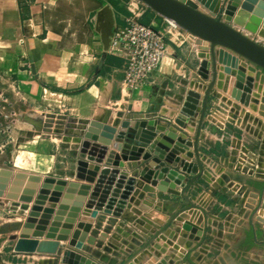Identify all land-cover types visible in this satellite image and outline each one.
<instances>
[{"label": "crops", "instance_id": "crops-1", "mask_svg": "<svg viewBox=\"0 0 264 264\" xmlns=\"http://www.w3.org/2000/svg\"><path fill=\"white\" fill-rule=\"evenodd\" d=\"M112 1L29 0V11L23 12L20 0H0V80L3 81H0V94L4 97L0 101L9 103L13 117L19 115V121H12L13 126L20 129L34 126L32 118L38 115L43 116V123L48 116L54 117L52 120L55 122L63 123L64 112L68 110L77 115L74 121L100 120L103 110L108 108H113L120 115L109 120L110 125L115 120L120 123L127 121L130 128H136L140 121L153 119L166 125L179 116V98L189 89L203 94L205 83L201 81V85H193L202 56L192 51L186 40L187 34L181 30L169 31L164 63L151 75L145 87L130 89L124 82L123 62L107 58L99 77L84 89L91 81L103 53L101 37L95 29V15L104 6L110 5L117 17L118 28L124 26V19L130 14L129 4L131 8L138 6L136 0ZM146 15L158 29L166 28L164 19L151 10L146 9ZM225 78L219 79L221 86H216L215 96L211 95L200 134L202 177L188 193L198 208L179 214L168 229L128 264H264V236H257L261 229L256 224L258 217L253 215L262 193L247 184L244 189L251 192L250 196L248 199L241 196V200L237 201V192L227 188L228 181L225 179L229 177L232 181L236 176L231 168L234 160L241 158L248 149L255 150L256 143L264 140V119L256 123L241 114L242 110H246L239 102L241 92L234 88L233 80L228 82ZM252 97L264 100L263 74L255 83ZM226 100L233 105H228L224 102ZM196 122L197 119L191 121L189 127L181 131L174 146V152L180 158L176 169L187 176L200 172L194 153ZM62 128L63 125L61 136L64 135ZM91 144L98 150L104 148L98 143ZM134 145L129 146V157L122 160L123 168L110 167L107 162L110 150H107L102 155L96 151L93 159L88 161L84 179L77 178V174L85 175V172L76 170L70 179L75 187L77 184L75 193L61 198L63 202L67 200L65 197H69L71 202L62 204L65 210L57 205L56 229L43 231V240L51 233L55 240L60 241L58 255L15 254L14 263L65 264L63 256L69 244L74 243L73 248L77 249L78 245L89 248L88 252L84 249L80 251L92 258L83 255L80 259L83 264H123L144 246L148 238L160 232L171 217L186 205L181 197L182 189L161 175L156 187L147 185L150 193L143 200L139 201L138 196L132 194L123 201L126 187L118 192L117 185L135 180L137 186L140 174L158 164L155 159L146 161V157L153 155L150 149L140 153V148L134 150ZM87 156L91 158L89 154ZM57 167L55 162L56 172L59 170ZM96 168H99L97 174ZM107 170L108 175L103 177L102 172ZM112 172L120 174L113 182ZM124 174L125 178L122 177ZM90 179L93 181H88ZM100 183L103 189L109 188L105 208H110L112 200H115V206H111L112 213L105 215L103 220H93L94 224L85 222L86 207ZM231 183L241 185L235 180ZM83 187L87 188L85 194L82 193ZM75 208L69 218L68 214ZM92 212L94 210L90 209L89 215ZM100 216H104L102 212H99ZM69 223H72L71 229L67 230L65 227ZM83 224L86 227L91 225L90 229L81 227ZM98 225L100 229L96 230ZM90 230L97 233L93 246L87 244ZM249 233L255 244L251 249L244 246Z\"/></svg>", "mask_w": 264, "mask_h": 264}, {"label": "water", "instance_id": "water-1", "mask_svg": "<svg viewBox=\"0 0 264 264\" xmlns=\"http://www.w3.org/2000/svg\"><path fill=\"white\" fill-rule=\"evenodd\" d=\"M199 1L211 13L220 9L221 16L216 18L211 13L197 8L191 4L189 0H140V2L162 19L174 22L181 31L187 34L186 40L192 47V51L201 54L202 58L200 65L196 71L197 79L194 80L193 85H201V81L205 83L203 94L195 89H189L185 95L181 96L179 98L181 103L180 114L173 123L168 122L169 125L160 124L158 119H153L148 121L142 120L138 123L136 128H130L129 122L127 121L122 123L117 122L118 126H112L109 124V120L105 118L104 120H91L82 127L81 137L84 143L79 149L81 151L80 157L84 161L79 163L78 169L85 172V175L77 174V178L84 179L86 177L89 166L88 161L93 159L96 151H100L102 155L105 154L107 150H110L107 161L110 167H114L115 169H119V167L123 168L122 160L123 158L127 159L129 157L127 155L129 146L134 143V150H137L138 147L140 148V153L150 149L153 155L150 154L146 157V161L149 162L155 159V161H158V164L153 169L140 174V182L137 186L135 180L128 183L126 182L125 185H122L121 182L117 185L118 192L122 190L123 187H126L123 192V201H126L132 194H134V196L137 195L139 201L143 200L145 195L150 193L148 186L151 185L152 187H156L161 175H165L167 180L182 189L181 197L186 205L179 210L176 215L171 217L160 232L148 238L144 246L133 253L123 264L130 263L135 256L147 249L161 233L171 226L172 222L179 214L184 211L198 208L197 204L191 200L188 193L194 183L202 177L203 165L200 156L199 139L209 111L211 95L215 96L214 92L216 86H221L222 82H220L219 79L226 76L225 81L227 80L229 82L233 80L234 88L241 92V98L239 100L240 105L245 107L248 100L251 101L252 99L255 83L259 75H264V45L250 38L243 31L253 20H256L258 23L264 20V0H222L221 6H219L218 1L215 0L216 7L213 10H210L202 0ZM94 21L96 32L101 37L103 53L91 81L84 89H87L90 84L99 77L105 66L109 56L111 38L116 31L118 20L113 8L110 5H106L98 11L94 17ZM34 74H36V72H34ZM226 91H228V88ZM224 102H227V100ZM256 102L258 103V100ZM227 103L228 105H233L231 102ZM253 103L255 104L254 100ZM243 111L245 112V110ZM261 115L264 116V110H261ZM183 118L187 119V121H184ZM196 119V132L193 140L194 153L200 172L195 176H187L176 169V165L180 162V158L174 152V146L180 137L179 134L182 133L181 131L186 130L189 127V123ZM91 143H98L104 148L98 150ZM91 150L93 152L89 153ZM119 151H121L124 156L120 155ZM254 151L255 150L248 149L244 156L247 158L249 156V163L256 164L257 158ZM87 154L91 156L90 159H88ZM242 158L243 156L238 160L240 165V159ZM236 160H234V162ZM106 166L109 167L108 165ZM95 171L97 174L99 168H96ZM247 171H249V167L244 170V172ZM253 171L254 170L250 171L249 176L254 175ZM108 173V170L102 172V176L105 177ZM262 174H264V165L260 164V170L255 174L256 177L259 178L257 181L264 182V176H262ZM118 175H120L118 172H112V182L113 180L115 181ZM125 176L126 174L122 175L123 178H125ZM225 179L228 181L227 184L231 185L232 181L235 180L240 183V180L244 178L236 175L235 178H232V181L229 180V177ZM88 181L91 182L93 179ZM140 183H144L145 185L142 186ZM101 184L102 183H100V185ZM71 185V192L75 193L73 190H75L77 184L76 187L74 184ZM248 185H245V187ZM234 186L235 184H233L232 187L234 188ZM101 188L103 189L102 185L95 188L94 194L90 198L88 206L86 207V215L83 216L85 222L94 224L93 220L99 219L101 221L105 218V215L112 213L111 206L115 200H112L109 204L110 208H105L109 188L107 186V188L103 189V194L99 198L100 191H102ZM85 190H87V188L83 187L82 193L85 194ZM260 193L263 195L264 189L260 190ZM12 205L14 209H29L27 205H21L17 202H13ZM62 208H64V210L66 209L65 207H61V209ZM76 209L77 208L72 211L71 217ZM90 209L94 210L91 215H89ZM99 212H102L104 216L98 217ZM81 227L85 228L86 226L83 224ZM90 227L91 225H88L86 229L89 230ZM258 227L261 229L260 226ZM99 229L100 225L97 226L96 230ZM90 232L91 236L87 244L88 246H93L95 245L97 233H92V230H90ZM260 232L264 236L263 229H261ZM255 241L258 243L257 237H255ZM59 243L60 241L55 240L54 234L51 233H49L43 241L35 238L32 239V237H21L16 244L15 251L19 253H37L56 256L59 254ZM73 246L74 243L69 244L63 256L62 260L65 264H80V262L83 264L80 260L83 255L92 259L91 256H86L87 254H82V252H80L81 250L88 252L89 248H81V246L78 245L76 249L73 248ZM94 264H97V262Z\"/></svg>", "mask_w": 264, "mask_h": 264}, {"label": "rangeland", "instance_id": "rangeland-1", "mask_svg": "<svg viewBox=\"0 0 264 264\" xmlns=\"http://www.w3.org/2000/svg\"><path fill=\"white\" fill-rule=\"evenodd\" d=\"M217 1L218 5L221 6L222 0ZM115 2L116 0H113L111 3ZM189 2L201 10L211 13L199 0H189ZM211 14L218 18L221 16V10L218 9ZM150 23L156 26L153 22ZM243 31L247 36L264 45V20L260 23L253 20ZM0 98L4 97L0 94ZM251 98V101L248 100L245 106V112L243 113L242 110L241 114L245 117L247 115L248 118L254 119V122L257 123L264 119V116L261 115L264 105H262L261 97L258 103L256 102L257 99ZM11 110L13 109L11 106L9 107V103L3 104L0 101V264H17L14 263L13 259L15 254H37L15 251L16 244L21 237H32V239L43 241V231L50 228L56 229L57 205L58 208H61L62 204L71 202L69 197H65L67 200L63 202L61 198L65 194H73L71 192L73 182L70 179L74 177L79 168V163L84 161L80 157L79 148L84 143L81 137L82 127L89 122L79 121V119L74 121L75 118H78L77 115H73L71 110H68L64 112L63 123L55 122L52 120L54 117L50 118L49 116L43 123V116L38 115L32 118L34 126L28 125V128L20 129L18 127V129L13 126L12 121L15 119L19 121V115L13 117ZM102 114L105 115L100 116V120L105 118L106 120H114V118L120 117L113 108L103 110ZM117 122L115 120L112 126H118ZM62 125L63 136L60 135ZM119 154L124 156L121 151ZM55 162H57L59 169L57 172ZM254 176L255 174L245 176L243 180H240L243 188L241 185L233 188V183L226 185L227 188L230 186L237 192V201L241 200V196L248 199L251 192L244 188H246L245 185L248 184V181L259 179ZM13 202L27 205L29 209H14ZM71 213L72 211L68 214L69 218ZM261 216L264 217V207ZM260 222L264 224L261 220ZM71 224L69 223L65 229H70ZM32 261L34 260L32 259ZM20 264H28V261H22Z\"/></svg>", "mask_w": 264, "mask_h": 264}, {"label": "built area", "instance_id": "built-area-1", "mask_svg": "<svg viewBox=\"0 0 264 264\" xmlns=\"http://www.w3.org/2000/svg\"><path fill=\"white\" fill-rule=\"evenodd\" d=\"M136 1L138 6L134 8H131V3L129 4L130 14L124 19V26L116 28L109 49V55L119 58L123 62L124 82L133 90L145 87L151 75L161 68L167 55L169 31H180L174 22L165 19L166 28L164 30L156 29L155 25L141 23L142 17L146 15V9L147 11L150 9L140 0ZM254 152L257 158L256 164L249 163V156L247 158L244 155L240 159L241 165L238 163L239 158L233 162L231 168L236 175L249 176L251 170L257 174V171L260 170V164L264 165V140L256 143ZM247 167H249V171L244 172ZM263 207L264 194L257 203L253 214L258 217V224H256L260 225L264 231V224L260 222V220L264 222V217L261 216Z\"/></svg>", "mask_w": 264, "mask_h": 264}, {"label": "trees", "instance_id": "trees-1", "mask_svg": "<svg viewBox=\"0 0 264 264\" xmlns=\"http://www.w3.org/2000/svg\"><path fill=\"white\" fill-rule=\"evenodd\" d=\"M21 3V9L23 10V12H28L29 11V0H20ZM129 15V14H128ZM151 19L148 15H145L144 17H142L141 19V23L145 24V25H151ZM156 29H158V26H155ZM110 58H116L113 57L111 55L108 56V60H110ZM116 61H120L119 58H116ZM121 62V61H120ZM248 184L252 187H254L255 189L258 190H263L264 189V182H255V181H248ZM261 232L258 234L257 232V236L261 237ZM254 240L252 235L249 233L247 236V239L245 241L244 246H246L247 248L251 249L254 246Z\"/></svg>", "mask_w": 264, "mask_h": 264}, {"label": "bare ground", "instance_id": "bare-ground-1", "mask_svg": "<svg viewBox=\"0 0 264 264\" xmlns=\"http://www.w3.org/2000/svg\"><path fill=\"white\" fill-rule=\"evenodd\" d=\"M205 5L210 9L213 10L216 7V1L215 0H202ZM210 12V11H209Z\"/></svg>", "mask_w": 264, "mask_h": 264}]
</instances>
